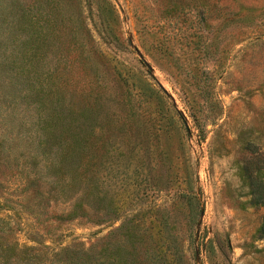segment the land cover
Returning <instances> with one entry per match:
<instances>
[{
	"label": "rangeland",
	"instance_id": "rangeland-1",
	"mask_svg": "<svg viewBox=\"0 0 264 264\" xmlns=\"http://www.w3.org/2000/svg\"><path fill=\"white\" fill-rule=\"evenodd\" d=\"M11 30L24 51L33 30H53L33 67L22 56L34 94L0 69L11 159L41 157L48 114L71 111L66 139L78 133L82 169L112 199L90 200L99 221L55 222L47 237L23 208L31 197L2 185L0 217L18 242L88 246L127 216L152 219L151 244L166 237L190 264H264V0H0V40ZM106 206L121 213L106 219Z\"/></svg>",
	"mask_w": 264,
	"mask_h": 264
},
{
	"label": "trees",
	"instance_id": "trees-1",
	"mask_svg": "<svg viewBox=\"0 0 264 264\" xmlns=\"http://www.w3.org/2000/svg\"><path fill=\"white\" fill-rule=\"evenodd\" d=\"M246 19L248 18L237 21ZM229 20L232 21V18ZM51 31L53 30H33L24 40L26 51L19 42H16L19 36L14 30L0 40V69L5 72L13 71L9 75L10 82L13 85L25 82L29 95L37 90L35 84L30 82V77L23 74L26 63L23 62L22 56H26L27 65L33 67L32 63L36 57L31 56L32 53L35 55L38 52L40 56L45 54L36 43L39 39L44 43ZM44 49L46 48L43 47ZM40 85L43 91L44 85ZM53 90L57 89H52L49 85L46 92L52 93ZM22 91L21 88L13 89L12 92L8 90L6 97L15 96ZM64 113V110H56L48 114V128L43 129V134L40 135L41 138L44 137L45 145L41 143L37 146V149H41V157H38V152H34L24 162H19L17 158L11 159V145L4 143L0 134V186L4 185L5 188L13 190L20 187L31 197L33 202H29L23 208L29 213V218H33L43 228L42 235L47 237L54 234L52 230L55 229L53 227L55 222L69 223L78 219L99 221V208L92 206L90 200L96 201L98 198L109 204L112 201L108 191L99 198L97 183H100V178L96 170L91 169V173L86 174L87 171L82 169L84 162L82 142L78 133L75 138L66 139L67 135L75 136V132L72 126V112ZM64 119L70 129L73 128V132H69L70 129L66 128L65 123H61ZM48 154L52 157H48ZM90 185L94 188L92 192L89 189ZM87 188L88 193L96 198L89 199L84 196ZM183 196L189 197L186 193ZM194 197H197L196 192ZM58 203L66 208L47 216L48 208ZM103 213L106 219H110L111 216H118L121 211L106 206ZM44 215L48 218L43 217ZM12 221L13 219L9 222L0 217V264H190L181 254L177 255L171 251V244L166 237H163L161 245L157 248L151 244L152 219L146 227V221L132 222L125 216L121 225L115 230H110L99 242L86 246L81 241H75L58 249H51L39 240L38 245L18 242L12 234ZM160 224L164 232L166 224L164 222ZM259 233L264 237V218Z\"/></svg>",
	"mask_w": 264,
	"mask_h": 264
}]
</instances>
